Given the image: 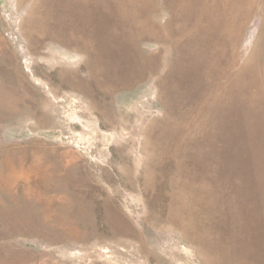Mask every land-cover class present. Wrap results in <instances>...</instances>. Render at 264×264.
<instances>
[{
  "label": "rangeland",
  "instance_id": "obj_1",
  "mask_svg": "<svg viewBox=\"0 0 264 264\" xmlns=\"http://www.w3.org/2000/svg\"><path fill=\"white\" fill-rule=\"evenodd\" d=\"M176 2L0 0V192L51 211L45 235L0 222V264H264V0L204 44Z\"/></svg>",
  "mask_w": 264,
  "mask_h": 264
},
{
  "label": "bare ground",
  "instance_id": "obj_2",
  "mask_svg": "<svg viewBox=\"0 0 264 264\" xmlns=\"http://www.w3.org/2000/svg\"><path fill=\"white\" fill-rule=\"evenodd\" d=\"M236 6H239V0H233ZM171 2L174 3V0H171ZM175 4V3H174ZM173 4V5H174ZM178 7H181L182 9L185 10V16L187 17V24L189 26L190 24V35H194L195 37V41L197 40L196 38H198L200 41L204 43L208 42V39H213L214 41L219 38L220 36H226L227 34L230 36V39L232 38L233 34H235L237 31H235L237 28L235 26V24L233 23L231 16H230V0H180L179 4L178 2H176ZM199 4V5H197ZM201 4V5H200ZM81 7H82V2L80 3ZM175 11H177L178 8H174ZM184 16V17H185ZM183 17V18H184ZM193 20H195L196 22L193 23ZM193 23V24H192ZM179 26V25H178ZM180 27V26H179ZM189 30V29H188ZM263 30V29H262ZM183 31V30H182ZM235 31V32H234ZM180 32V29H177L176 31L172 30L170 31V36H176L178 35ZM238 35V34H236ZM91 36L93 37V41L90 43H84L83 44H87V45H82L83 50L86 49V47H88V53L90 54H96L97 53V49L94 48L93 46L97 47L101 46L99 39L98 42H96L97 40V34L96 36L91 33ZM103 36V35H102ZM99 37V36H98ZM101 37V36H100ZM155 37H160L163 38V40H165L166 34L160 36V34H157ZM178 37V36H177ZM186 37V36H183ZM237 37V36H236ZM65 41H68L69 38L67 36H63ZM102 38V37H101ZM225 38V37H224ZM107 39V38H106ZM174 39V37L172 38ZM187 39V37H186ZM191 39V38H190ZM208 40V41H206ZM212 40V41H213ZM175 41V39H174ZM177 41V40H176ZM183 41V40H182ZM181 41V42H182ZM206 41V42H205ZM234 41V40H233ZM109 42L112 43V41L109 40ZM108 42V45H109ZM106 43V41H105ZM178 43V41H177ZM196 43V42H195ZM233 43V42H232ZM103 44V43H102ZM184 44V43H183ZM112 45V44H111ZM110 45V46H111ZM180 45H182L180 43ZM202 45V44H201ZM208 45V43H207ZM206 45V46H207ZM229 45V44H228ZM231 45V44H230ZM223 46V45H222ZM107 47V46H106ZM187 47V46H185ZM204 47V46H203ZM214 47V46H213ZM225 47V46H224ZM105 48V46H104ZM113 48V47H112ZM180 48V46H179ZM178 48V49H179ZM198 48V47H197ZM201 48V47H200ZM208 48V47H207ZM219 48V47H218ZM234 48V47H233ZM177 49V51H178ZM182 49V47H181ZM206 49V48H205ZM212 49V48H210ZM214 49V48H213ZM185 50V49H183ZM233 50V49H232ZM202 51V50H200ZM110 52V49L109 51ZM185 51H182L181 53H183ZM188 52V51H187ZM193 53V52H192ZM178 54V52L176 53ZM180 54V53H179ZM186 54V53H185ZM200 54V53H199ZM202 54V53H201ZM200 54V55H201ZM189 55V53H188ZM229 55V54H228ZM208 56V55H207ZM213 56V55H212ZM234 56V55H233ZM176 57V56H175ZM179 57V56H178ZM182 57V56H181ZM188 57V56H187ZM206 57V56H205ZM189 58V57H188ZM227 58V57H226ZM190 59V58H189ZM219 59V58H218ZM232 59V58H231ZM198 60V59H197ZM202 60V59H201ZM248 60V59H247ZM182 61V59H181ZM203 61V60H202ZM184 63V62H183ZM197 63V62H196ZM182 64V63H181ZM199 64V63H198ZM218 64V63H217ZM225 64V69L228 71L231 69V65H232V61L227 59L225 60V62L223 63ZM222 64V65H223ZM187 65V64H186ZM187 67V66H186ZM197 67V66H196ZM146 69L149 70H153L155 67L153 66V64L151 63V60L149 58H147V63L145 65ZM199 68V67H197ZM220 68V67H219ZM251 68L252 66L250 65V63L248 61H246L242 66L241 69L238 72L234 73L235 76V80H237L239 78L240 75H246L244 73H247V75H251ZM187 69V68H185ZM190 69V68H189ZM182 70V69H181ZM254 71V70H253ZM264 72V71H263ZM196 73V72H195ZM243 73V74H242ZM142 75V72H135L133 75L132 74H128V73H123L121 75H119L116 79V81L118 83H124V86L130 85L132 83V78L133 76H137L140 77ZM262 75V83L264 85V73L260 74ZM117 76V75H116ZM253 76V75H252ZM256 76V75H255ZM110 78V77H109ZM228 79V78H227ZM241 79V78H240ZM135 80V78H134ZM231 80V79H230ZM261 80V79H259ZM243 81V80H242ZM255 81V80H254ZM251 82V81H250ZM256 82V81H255ZM115 83V82H114ZM232 83V81H231ZM235 83V82H234ZM232 83V84H234ZM117 84V83H116ZM226 84V83H225ZM230 84V83H229ZM228 84V85H229ZM241 84V83H240ZM231 86V85H230ZM242 86L244 89L248 88V84H247V80L245 79L242 84L240 85ZM237 87V86H236ZM264 88V86H262ZM190 89V88H189ZM228 89V88H227ZM244 91V90H243ZM228 96L231 95V90L229 89L228 91ZM237 95V94H236ZM181 96V95H180ZM234 96V95H233ZM245 97V96H244ZM232 99V98H231ZM244 99V98H243ZM245 100V99H244ZM243 100V102H244ZM246 101V100H245ZM248 101V100H247ZM252 102V101H251ZM245 103V102H244ZM243 103V104H244ZM256 103V102H255ZM245 105V104H244ZM249 105V104H248ZM263 108V107H262ZM247 110H249V108H246ZM264 109L263 111L260 113L261 115L258 116V121L257 123L260 125L264 124ZM244 114H248V112L246 111V113ZM250 116V115H249ZM257 116V115H256ZM256 118V117H255ZM257 124V125H258ZM262 135V134H261ZM264 135V134H263ZM252 136V135H251ZM250 136V137H251ZM249 137V136H248ZM254 140V139H253ZM251 142V141H250ZM259 143V142H256ZM256 145V144H255ZM259 146V145H258ZM260 148V147H259ZM261 149V148H260ZM256 150V149H255ZM262 150V149H261ZM260 150V151H261ZM263 152V151H262ZM256 153V151H255ZM264 154V153H263ZM262 157V156H261ZM236 165V164H235ZM3 175H0V177H2ZM52 179V178H51ZM60 179V178H59ZM257 179V178H256ZM54 181V180H53ZM61 181V180H60ZM261 181V180H260ZM52 182V181H51ZM56 182V181H55ZM63 183V182H62ZM61 184V183H60ZM59 184V185H60ZM64 185V183L62 184ZM55 186V185H53ZM52 186V187H53ZM47 189V188H46ZM58 189V186H57ZM64 189V187H63ZM52 190V189H51ZM62 190V189H60ZM66 191V190H65ZM62 192L63 194L66 192ZM22 192V191H21ZM46 192V191H45ZM68 193H66V195L69 194V191H67ZM40 193V191H39ZM58 193V192H57ZM71 193V192H70ZM38 194V193H37ZM72 194V193H71ZM75 194V193H74ZM52 195V193H51ZM58 195V194H57ZM62 195V194H61ZM65 195V196H66ZM69 196V195H68ZM67 196V197H68ZM71 196V195H70ZM40 197V196H39ZM56 197V196H55ZM67 197L65 200H67ZM63 198V197H61ZM72 198V196H71ZM78 199V197H76ZM41 199V198H40ZM45 199V198H44ZM56 199V198H55ZM69 199V198H68ZM72 200V199H71ZM45 201V200H44ZM55 201V200H54ZM57 201V200H56ZM61 202V201H60ZM65 202V201H64ZM76 202V200H75ZM79 202V201H78ZM76 203L73 205H61L58 209V213L56 212L57 219H74L75 217H79L84 218L83 215L85 214V212L87 211V209L85 210L81 203ZM39 200L38 198L35 197H30L29 194H18V193H14L12 195H10V197H8L7 195L5 196L3 193L0 192V222L5 223L6 225H9L10 228L13 230V232H24L26 233V231H28V229H30V231L32 230L34 233H41L43 235H45V230H47V228L49 227L47 224V217L50 216L51 211H47V209H43L41 208V206H38ZM42 203V202H41ZM52 203V202H51ZM66 203V202H65ZM68 203V202H67ZM49 204V203H48ZM52 205V204H51ZM84 205V203H83ZM249 208V207H248ZM254 208V207H253ZM252 210V209H251ZM255 210V209H254ZM55 212H53L54 214ZM256 214V213H255ZM260 214V213H259ZM255 216V215H254ZM264 217V215H262ZM253 217V216H252ZM50 219V218H49ZM48 219V220H49ZM54 220V218H53ZM66 221V220H65ZM250 221V220H249ZM54 222V221H53ZM248 222V221H247ZM252 222V221H251ZM50 224V222H49ZM247 225V224H246ZM249 227V226H248ZM250 228V227H249ZM24 230V231H22ZM29 231V233H30ZM62 234V232H61ZM38 235V234H37ZM60 235V233H59ZM16 262V261H15Z\"/></svg>",
  "mask_w": 264,
  "mask_h": 264
}]
</instances>
